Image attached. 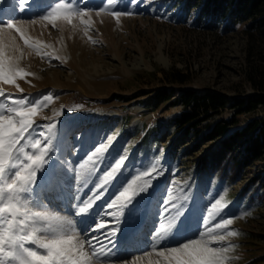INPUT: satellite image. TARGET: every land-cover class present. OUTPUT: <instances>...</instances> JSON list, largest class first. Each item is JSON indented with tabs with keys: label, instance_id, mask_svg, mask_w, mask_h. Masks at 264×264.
<instances>
[{
	"label": "rangeland",
	"instance_id": "rangeland-1",
	"mask_svg": "<svg viewBox=\"0 0 264 264\" xmlns=\"http://www.w3.org/2000/svg\"><path fill=\"white\" fill-rule=\"evenodd\" d=\"M88 1L27 0L24 4L20 0H8L0 6V24L16 23L28 39L26 44L15 29L0 31L3 72L12 77L6 81L0 75V105H3L0 112L8 115V109L18 107L15 101L23 98H27L29 106L39 103L34 129L22 142L39 139L43 146L51 137L46 163L22 197L38 210L71 217L78 238L83 240L80 232H98L100 237L102 230L89 229L96 223L112 222L105 213L119 209H108L107 205L124 187L133 182L135 187L148 180L147 190L135 196L121 213L110 260L101 256L94 258L93 264H133L134 261L136 264H166L156 253L191 239L201 240L202 244L211 240L215 247L225 249L218 253L223 264H264L254 263L264 256V189L257 181L247 192V195L254 194L250 208L241 207L224 217L231 219L232 224L226 230H217L224 235L223 242L216 243L212 236H200L208 230L205 221L211 228L221 221L212 222L208 218L211 205L217 200L222 204L236 196L246 180L259 169V164H254L250 173L244 171L233 183L224 180L219 187L215 185L216 175L208 178L204 198L194 209L191 221L179 226L177 219L168 234L157 240L160 224L167 226L166 217L171 214L164 212V202L169 195L177 200L179 188L191 176L194 158L206 146L184 157L177 154L175 160L165 154L143 159L139 148L137 156L131 157L145 134L153 138L158 135L161 148L171 144L176 136L173 120L181 111L180 105L149 110L134 98L144 83L145 86L150 84L146 83L151 77L148 73L156 71V75L162 77L160 68H178L189 72L191 82L187 86L196 89L212 87L244 95L258 92L244 77L245 38L236 30L221 34L194 29L171 18L169 11L164 15L154 13L151 5L164 0H133L126 9L113 8L114 0H102L97 7ZM57 4L63 7L53 12ZM49 13L56 16L55 21L42 19ZM65 13L70 14V23ZM155 83L161 82L155 79L152 84ZM118 94L132 99L121 100ZM45 95H50L52 100L44 101ZM230 113L226 111L224 116ZM123 118H131L126 129L121 127ZM49 123L56 125L54 135L44 127ZM96 127L100 128V135L89 143L87 152L80 158L77 140ZM117 142L121 146L113 150L112 160L106 162L101 171L93 170L92 162L85 163L97 148L110 147ZM26 151L38 154L31 147ZM96 159L93 157L94 161ZM121 159L125 172L119 183H109L102 198L87 213L77 215V208L93 194L103 174ZM50 179L53 182L49 189H44L43 183ZM35 185L42 193L34 194ZM112 188L115 190L110 198H104ZM168 206L170 208L171 203ZM143 219L141 227L146 225L143 234L136 233L138 239L128 243L124 232ZM37 235L47 234L42 230ZM41 243H48V240L40 239L26 246L46 254L40 249ZM142 244L143 249L140 248ZM85 251H88L87 245Z\"/></svg>",
	"mask_w": 264,
	"mask_h": 264
},
{
	"label": "trees",
	"instance_id": "trees-1",
	"mask_svg": "<svg viewBox=\"0 0 264 264\" xmlns=\"http://www.w3.org/2000/svg\"><path fill=\"white\" fill-rule=\"evenodd\" d=\"M132 2L114 0L113 8L126 9ZM101 3L102 0L88 1V4L96 7ZM151 8L159 15L169 11L171 18L187 23L194 29L218 31L221 34L235 30L240 32L246 41L244 77L258 92L244 95L229 94L212 87L196 89L187 86L191 82L189 72L178 68H160L162 77H158L156 71L148 73L151 77L146 83L150 84L145 86L144 83L134 98L149 110L180 105L181 111L173 120L176 136L171 144L161 148L158 135L153 138L145 134L131 157L137 156L139 148L143 159L165 154L175 160L177 154L184 157L206 146L194 158L190 178L179 188L180 195L176 202L183 209L178 217L179 226L192 219L194 209L204 198L208 178L216 175L215 185L219 187L224 180L233 183L244 171L250 173L252 166L259 164V169L246 180L236 196L220 204V214L211 221L222 220L228 213L241 207L249 209L254 203L253 192L247 195L249 186L257 181V185L264 189V114H261L264 111V0H164L151 5ZM155 79L161 83L152 84ZM118 98L124 101L132 99L122 94H118ZM226 111L231 112L229 116H224ZM244 115L246 118H243ZM130 120L123 118L121 127L126 129ZM99 135L100 128L96 127L77 140L80 158L87 152L89 143ZM120 146L117 142L105 147L96 171H101L105 163L112 160L113 150ZM124 172L125 165L112 180L115 185ZM114 190L112 188L104 198L109 199ZM185 195L188 198L183 201L181 198ZM261 262H264V256L254 261Z\"/></svg>",
	"mask_w": 264,
	"mask_h": 264
},
{
	"label": "snow or ice",
	"instance_id": "snow-or-ice-1",
	"mask_svg": "<svg viewBox=\"0 0 264 264\" xmlns=\"http://www.w3.org/2000/svg\"><path fill=\"white\" fill-rule=\"evenodd\" d=\"M7 2L8 0H0V6ZM20 2L26 4L27 0H20ZM61 7H63L62 4H57L53 12ZM116 15L118 16L119 13ZM64 16L70 23V14L65 13ZM50 18L55 21L56 16L49 13L42 19L49 20ZM32 22L35 23V21ZM3 29H15L25 43H28L27 37L24 36L23 31L17 27L16 23L0 24V31ZM3 57L4 53L0 51V75L6 81H10L12 77L3 72ZM43 100L50 102L52 97L45 95ZM26 101L27 98L16 100L15 103L18 107L8 109V115L0 112V264H93V259H99L101 256L105 260H110L111 245L119 231L121 213L135 196L147 190L150 181L144 180L143 184H136L135 187L133 186L135 182L129 183L107 205L108 209L113 207L119 209L117 212L105 213L112 218V222L96 223L92 229H89V231L102 230L100 237H103V240L100 237L89 238L87 232H80L84 239H79L71 217L53 211L38 210V207L33 206L21 195L35 182L38 170L46 163L45 158L51 146V137H48V143H44L43 146L39 139H35L34 142L31 140L22 142L34 129L36 124L34 117L40 107L39 103H31L29 106ZM0 108H3V105H0ZM44 127L54 135L55 124L49 123ZM109 143H111V139ZM29 147L37 150L38 154L26 151ZM104 151V147L97 148L92 155L88 156L85 163L92 162L93 170L97 169L102 161ZM22 156L25 159L22 160ZM93 157L97 159L94 161ZM123 163V159L117 161L110 170L103 174L100 183L96 184L93 194L88 196L77 208V215L87 213L95 202L102 198L107 191L106 185L118 175ZM81 167L83 168L84 165ZM101 188H104V191H99ZM187 198L188 196L185 195L181 199L184 201ZM164 203V212L171 213L166 218L178 209H182L178 207L180 203L174 201L171 195ZM169 203H171L170 208ZM220 204L221 201L217 200L211 205V212L208 210L209 219L220 214L222 210L221 207H218ZM231 224V219H222L215 223L214 228H211L208 227V221H205V227L208 230L206 233L201 232L200 236L201 238L205 235L212 236L216 243L223 242L225 237L218 234L217 230H226ZM172 227L161 223L156 239L159 240L166 236ZM42 230L47 235L38 236L37 234ZM74 238L75 243H73ZM40 239L48 240V243L39 245L46 254H41L33 247L26 246V243L35 244ZM85 245L88 246V251H85ZM209 245H213V241H206L202 244L201 240L191 239L178 247H169L156 254L163 257L166 264H223V259L218 253L226 250ZM153 247L155 248V245ZM133 264L136 262L134 261Z\"/></svg>",
	"mask_w": 264,
	"mask_h": 264
},
{
	"label": "bare ground",
	"instance_id": "bare-ground-1",
	"mask_svg": "<svg viewBox=\"0 0 264 264\" xmlns=\"http://www.w3.org/2000/svg\"><path fill=\"white\" fill-rule=\"evenodd\" d=\"M83 120V119H82ZM53 182V180H47L43 183V188L44 189H49L50 187V184ZM39 193H42V191L37 187V185H35L34 187V194H39ZM45 194V192H43ZM133 212L135 213H138V210H135V209H131ZM144 219L142 221H139L137 222L133 227H130L126 230V232H124V236L126 238V240H129L130 244L133 243L137 238V235H135L136 233H138V235H142L144 230H145V224H144V227H141L142 226V223H143ZM91 238V237H98V232H91L90 234H88ZM103 240V239H102ZM141 249L145 248L144 244H142L140 246Z\"/></svg>",
	"mask_w": 264,
	"mask_h": 264
},
{
	"label": "clouds",
	"instance_id": "clouds-1",
	"mask_svg": "<svg viewBox=\"0 0 264 264\" xmlns=\"http://www.w3.org/2000/svg\"><path fill=\"white\" fill-rule=\"evenodd\" d=\"M182 212H183V209H178L176 212H174L169 218H167V224L170 226L175 225L178 217L180 216ZM209 212H211V209H209Z\"/></svg>",
	"mask_w": 264,
	"mask_h": 264
}]
</instances>
